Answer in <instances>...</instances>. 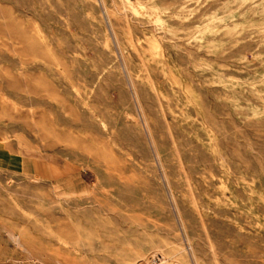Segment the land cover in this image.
<instances>
[{
	"label": "rangeland",
	"instance_id": "rangeland-1",
	"mask_svg": "<svg viewBox=\"0 0 264 264\" xmlns=\"http://www.w3.org/2000/svg\"><path fill=\"white\" fill-rule=\"evenodd\" d=\"M0 264H264V0H0Z\"/></svg>",
	"mask_w": 264,
	"mask_h": 264
},
{
	"label": "crops",
	"instance_id": "crops-1",
	"mask_svg": "<svg viewBox=\"0 0 264 264\" xmlns=\"http://www.w3.org/2000/svg\"><path fill=\"white\" fill-rule=\"evenodd\" d=\"M32 163H33V161H32ZM20 164H21V167L23 168V163H22V162H20Z\"/></svg>",
	"mask_w": 264,
	"mask_h": 264
}]
</instances>
